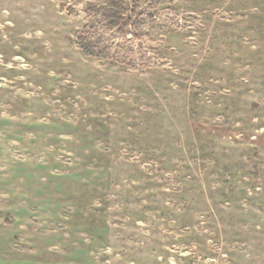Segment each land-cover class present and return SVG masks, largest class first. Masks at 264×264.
<instances>
[{
	"label": "rangeland",
	"instance_id": "374dc122",
	"mask_svg": "<svg viewBox=\"0 0 264 264\" xmlns=\"http://www.w3.org/2000/svg\"><path fill=\"white\" fill-rule=\"evenodd\" d=\"M0 264H264V0H0Z\"/></svg>",
	"mask_w": 264,
	"mask_h": 264
},
{
	"label": "trees",
	"instance_id": "16d2710c",
	"mask_svg": "<svg viewBox=\"0 0 264 264\" xmlns=\"http://www.w3.org/2000/svg\"><path fill=\"white\" fill-rule=\"evenodd\" d=\"M114 6L116 7L115 8V13L113 12L114 13L113 14L110 11V13H112L111 16L112 17L113 16H116L117 19H120V18L123 19V17H122V11H121L123 9L122 2H119L118 4H115ZM79 48L82 50V52L84 53V55H86V56H93L92 47H91V44L90 43H88V42H84L83 43V40H79Z\"/></svg>",
	"mask_w": 264,
	"mask_h": 264
}]
</instances>
